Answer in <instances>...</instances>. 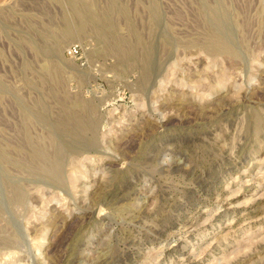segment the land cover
<instances>
[{
  "label": "rangeland",
  "instance_id": "1",
  "mask_svg": "<svg viewBox=\"0 0 264 264\" xmlns=\"http://www.w3.org/2000/svg\"><path fill=\"white\" fill-rule=\"evenodd\" d=\"M66 259L264 264V0H0V264Z\"/></svg>",
  "mask_w": 264,
  "mask_h": 264
},
{
  "label": "built area",
  "instance_id": "2",
  "mask_svg": "<svg viewBox=\"0 0 264 264\" xmlns=\"http://www.w3.org/2000/svg\"><path fill=\"white\" fill-rule=\"evenodd\" d=\"M81 54H82V47L80 46V44H73L67 50V55H69L70 57L79 58Z\"/></svg>",
  "mask_w": 264,
  "mask_h": 264
},
{
  "label": "bare ground",
  "instance_id": "3",
  "mask_svg": "<svg viewBox=\"0 0 264 264\" xmlns=\"http://www.w3.org/2000/svg\"><path fill=\"white\" fill-rule=\"evenodd\" d=\"M70 257H72V256H70ZM70 257H68V258H70ZM66 260H67V259H66ZM74 260H75V259H74ZM74 260H73V261H74ZM66 264H73V263H72V260H70V259H69V261L67 260V263H66Z\"/></svg>",
  "mask_w": 264,
  "mask_h": 264
}]
</instances>
